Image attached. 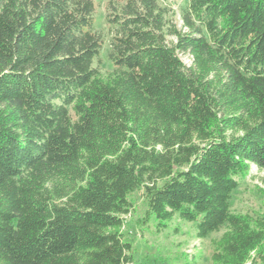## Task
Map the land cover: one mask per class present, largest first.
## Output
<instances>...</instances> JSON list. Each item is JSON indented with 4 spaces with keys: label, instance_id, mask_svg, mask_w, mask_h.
Here are the masks:
<instances>
[{
    "label": "trees",
    "instance_id": "trees-1",
    "mask_svg": "<svg viewBox=\"0 0 264 264\" xmlns=\"http://www.w3.org/2000/svg\"><path fill=\"white\" fill-rule=\"evenodd\" d=\"M180 1L106 0L102 72L96 0H0V264H133L139 189L143 222L222 232L210 264H264L230 207L264 171V0Z\"/></svg>",
    "mask_w": 264,
    "mask_h": 264
},
{
    "label": "rangeland",
    "instance_id": "rangeland-1",
    "mask_svg": "<svg viewBox=\"0 0 264 264\" xmlns=\"http://www.w3.org/2000/svg\"><path fill=\"white\" fill-rule=\"evenodd\" d=\"M179 1L180 3L182 1ZM106 0H96V29L103 35L104 45L100 51L101 71L111 69L107 59L108 34L104 20ZM175 15L173 21L177 28L181 27L179 11L173 4ZM184 63L189 60L181 56ZM96 65V63H94ZM130 211L124 216L121 229L123 239L132 242L134 252L133 264H210L213 247L212 239L218 238L222 232L214 233L206 239L195 237V223L181 221L177 216L167 223V227L158 229V221L151 217L145 219L146 202L143 189L132 193L128 198ZM231 210L235 213L248 214L252 217L264 216V171L252 166L247 176L239 179V187L232 193Z\"/></svg>",
    "mask_w": 264,
    "mask_h": 264
}]
</instances>
